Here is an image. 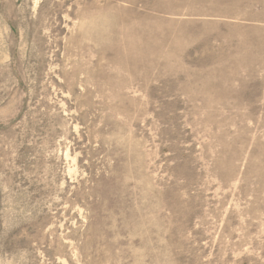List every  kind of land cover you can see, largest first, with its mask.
Listing matches in <instances>:
<instances>
[{
  "label": "rangeland",
  "instance_id": "374dc122",
  "mask_svg": "<svg viewBox=\"0 0 264 264\" xmlns=\"http://www.w3.org/2000/svg\"><path fill=\"white\" fill-rule=\"evenodd\" d=\"M0 264H264V0H0Z\"/></svg>",
  "mask_w": 264,
  "mask_h": 264
}]
</instances>
